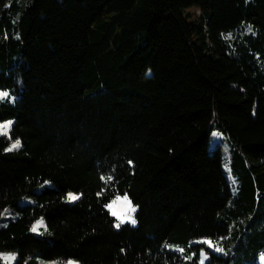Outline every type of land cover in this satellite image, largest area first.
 <instances>
[{"label": "trees", "instance_id": "16d2710c", "mask_svg": "<svg viewBox=\"0 0 264 264\" xmlns=\"http://www.w3.org/2000/svg\"><path fill=\"white\" fill-rule=\"evenodd\" d=\"M15 1L0 0V124L12 122L0 216L17 212L0 252L14 264H200L193 242L235 223L243 234L264 198V0ZM213 125L234 152L238 202L221 149L208 150ZM125 194L137 224L116 228L106 205ZM40 219L47 236L30 233ZM205 250V264H229Z\"/></svg>", "mask_w": 264, "mask_h": 264}, {"label": "rangeland", "instance_id": "374dc122", "mask_svg": "<svg viewBox=\"0 0 264 264\" xmlns=\"http://www.w3.org/2000/svg\"><path fill=\"white\" fill-rule=\"evenodd\" d=\"M17 1L18 0H16L14 3H16ZM186 13L190 15L191 20H196V21H200V18L202 16V12L196 7H191L187 9ZM250 28L253 29L252 26ZM246 31L250 32V29L247 28ZM217 148L221 149V160H222L223 171L229 183L231 193L234 199H237L236 202H238L240 201L239 189L241 186V180L239 174H236L233 168V164L235 163L234 152L227 136L221 130L217 129L213 125L209 136L208 150L209 152L212 153ZM44 186H52V185L50 183H44L41 187L36 189V192H40V190ZM68 194L69 193L65 195L63 201L65 203L75 202L76 200L70 202L67 199ZM123 196L124 195L116 196L109 203H107L106 208L107 211L110 213V215L111 212L107 206L112 204V202L115 201L117 197H123ZM30 204H32V200L30 198H22L18 201L19 207L27 206ZM16 215L17 212L14 208L6 209L0 216V228L6 226L9 223V221L13 220L16 217ZM111 216L114 218L116 225L118 223L117 219L113 215ZM243 216L244 217L242 219L240 218V221L243 223L249 222V224H246L244 226L245 229L243 231V234L235 235L233 226L240 225L238 223H235L232 225L230 224L231 230L227 236H225L224 238H218L216 240H212L214 247H219L223 249V251L217 252L213 248H209L206 244L202 243V241L204 240L193 242L194 245L202 246V249H200L201 251L199 253V259H200L199 263L202 259L204 260V264L207 262L208 255L205 249H208L210 252H213L214 254L230 258L229 264H252L253 262H257V264H264V198L262 199L260 198V200H258V202H256V204L254 205V207L251 206L249 210L243 213ZM134 218L136 220L135 224H131L127 222L124 224L136 226L137 224L136 212L134 213ZM38 221L43 222L42 219ZM38 221H36L34 224H36ZM31 229H30V233L35 236H47L44 222H43V227H41L37 232L31 231ZM180 249L182 248L178 247L179 251ZM202 251L206 254V259L201 256ZM192 254L185 255L187 261L192 260ZM70 261L71 260L69 261L42 260L39 258L32 259L30 257L25 264H69ZM0 262L2 264H14L15 254L12 252H0ZM71 262L72 264H75L74 261Z\"/></svg>", "mask_w": 264, "mask_h": 264}, {"label": "snow or ice", "instance_id": "6c2138e0", "mask_svg": "<svg viewBox=\"0 0 264 264\" xmlns=\"http://www.w3.org/2000/svg\"><path fill=\"white\" fill-rule=\"evenodd\" d=\"M7 97H8L7 93L0 92V101L5 100ZM11 124H12L11 121L0 124V135H7L11 127ZM20 146H21V142L19 141V139H17L14 143L10 145L7 151L16 150ZM111 179L112 177L110 176L107 178L108 181H110ZM67 199L71 202L79 199V196L69 193ZM107 207L109 208L111 215H113L118 221V223L115 225L117 228H119L122 224L126 222L131 224L136 223V220L134 218V213L137 211V208L133 206L132 201L129 199V197L126 194L123 197H117V199ZM41 227H43V222L38 221L36 224L32 226L31 231L37 232ZM202 243L206 244L209 248H213L217 252L223 251V249L219 247H214L213 242L211 240H204L202 241ZM180 251L183 252V249H180ZM201 256L206 259V254L203 251L201 252ZM69 264H72V262L70 261ZM200 264H204L203 259L200 261Z\"/></svg>", "mask_w": 264, "mask_h": 264}]
</instances>
